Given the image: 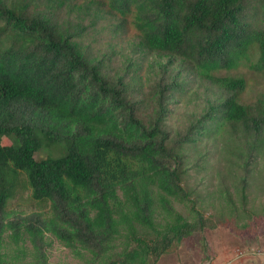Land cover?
I'll use <instances>...</instances> for the list:
<instances>
[{
  "label": "trees",
  "instance_id": "obj_1",
  "mask_svg": "<svg viewBox=\"0 0 264 264\" xmlns=\"http://www.w3.org/2000/svg\"><path fill=\"white\" fill-rule=\"evenodd\" d=\"M244 63L264 82V0H0V264H156L264 215Z\"/></svg>",
  "mask_w": 264,
  "mask_h": 264
},
{
  "label": "rangeland",
  "instance_id": "obj_2",
  "mask_svg": "<svg viewBox=\"0 0 264 264\" xmlns=\"http://www.w3.org/2000/svg\"><path fill=\"white\" fill-rule=\"evenodd\" d=\"M256 61V54L251 63ZM243 76L247 86L243 94L244 103L253 101L257 94L264 92V82L254 79L252 70L245 63L233 72ZM232 73V75H233ZM3 144L10 141L1 139ZM258 195L256 203L261 200V194L255 186L250 189L249 203ZM264 199V198H262ZM8 209L25 213L46 211V206L34 201L28 189L19 190L8 203ZM250 207V205H249ZM255 209H257L255 207ZM204 253L192 239H186L176 248L161 256L156 264H264V215H252L249 219L235 222L234 218H226L216 229L206 234ZM238 251L252 252L251 255L237 258ZM259 252L260 254H257ZM51 264H77L68 251L58 244H54L49 251Z\"/></svg>",
  "mask_w": 264,
  "mask_h": 264
},
{
  "label": "built area",
  "instance_id": "obj_3",
  "mask_svg": "<svg viewBox=\"0 0 264 264\" xmlns=\"http://www.w3.org/2000/svg\"><path fill=\"white\" fill-rule=\"evenodd\" d=\"M251 254H253L252 252H247V251H238L237 252V258L238 257H244V256H246V255H251ZM257 254H260L259 252H257Z\"/></svg>",
  "mask_w": 264,
  "mask_h": 264
}]
</instances>
